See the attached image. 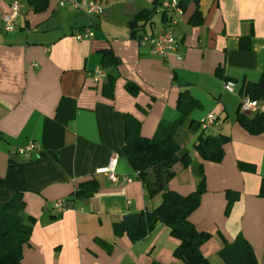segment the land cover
I'll use <instances>...</instances> for the list:
<instances>
[{
	"label": "crops",
	"instance_id": "crops-1",
	"mask_svg": "<svg viewBox=\"0 0 264 264\" xmlns=\"http://www.w3.org/2000/svg\"><path fill=\"white\" fill-rule=\"evenodd\" d=\"M57 1L23 0L19 27L8 34L10 0H0V204L20 199L21 216L33 226L22 264H184L174 256L180 241L165 224L142 239L117 234L115 225L136 224L162 203L161 194L148 197L124 156L127 118L152 139L160 122L179 119L185 91L200 104L177 135L193 164H177L168 187L194 193L202 164L205 192L189 217L198 232L212 235L202 254L210 264H227L224 240L242 236L264 264V133H249L236 114L244 82L257 83L264 72V0H190L175 28L181 60L156 57L140 42L164 33L163 0H101V16ZM149 11L148 20L131 26ZM88 28L94 37L77 40ZM107 51L114 67L103 64ZM97 70L106 77L97 81ZM210 115L218 119L208 135L230 138L220 162L197 155L199 133L189 128L190 120L201 124ZM29 143L36 150L25 157L19 150ZM114 159L118 178L129 182L98 173ZM81 188L92 194L77 198ZM61 200L63 212L55 209ZM131 215L136 220L126 222Z\"/></svg>",
	"mask_w": 264,
	"mask_h": 264
},
{
	"label": "trees",
	"instance_id": "trees-1",
	"mask_svg": "<svg viewBox=\"0 0 264 264\" xmlns=\"http://www.w3.org/2000/svg\"><path fill=\"white\" fill-rule=\"evenodd\" d=\"M189 1L181 0L180 7L186 8ZM161 5L162 2H159L158 6ZM153 13L154 11H149L139 14L131 26L134 28L140 22L148 20ZM162 16L166 23L167 13L164 12ZM195 20L197 22L201 20L199 12L195 14ZM102 61L107 67L117 65V60L111 51L104 52ZM242 95L264 104V72L259 82H244ZM198 107L200 104L188 91L181 92L177 102L179 119L173 123L160 122L152 139L142 136L139 121L132 117L127 118L124 156L137 173V178L144 184L148 197L154 198L161 194L162 203L158 209L143 212L136 224L115 225L117 234L121 235L127 231L133 239H142L155 229L158 222L165 224L170 229L171 236L180 241L179 246L175 248L174 256L184 264H210L200 247L209 241L212 235L198 232L189 222L190 215L200 206L202 194L205 192L203 165L198 164L199 181L194 193L181 196L168 187L176 175L174 167L177 164H182L184 168H189L193 164L190 152L181 146L177 135L191 112ZM236 114L237 121L249 133L253 135L264 133V112H258L252 116L242 113L239 108ZM189 128L199 133L194 143L197 155L205 161L220 162L224 157V145L230 138L223 135H208L205 131H200L201 125L193 120L189 121ZM96 186L97 184H94L93 189ZM91 194V190L81 188L76 193V197ZM260 195L264 196V178ZM23 206V202L16 198L8 203L0 204V264H22L24 248L29 244L33 232V226L27 224L21 216ZM224 241L220 256L227 264H259L253 247L242 236L233 243Z\"/></svg>",
	"mask_w": 264,
	"mask_h": 264
},
{
	"label": "built area",
	"instance_id": "built-area-1",
	"mask_svg": "<svg viewBox=\"0 0 264 264\" xmlns=\"http://www.w3.org/2000/svg\"><path fill=\"white\" fill-rule=\"evenodd\" d=\"M61 7L69 6L77 11H84L89 15L101 16L104 14V8L101 4V0H58ZM24 10L23 0H10V12L4 16V30L6 33L11 34L19 27V16H21ZM161 10L167 13L166 29L164 33L159 35H145L141 38L140 42L145 45H149L152 55L160 58H165L171 54H175L179 60L181 56L178 54L180 42L175 34V28L180 23V20L184 14V10L180 7L179 0H163ZM77 40L91 39L94 37V32L88 28L82 32H79L76 36ZM106 77V73L103 70H97L95 79L99 81ZM228 91L234 92V86L229 83L225 87ZM241 112L244 114H254L264 112V104L257 100H251L244 96L240 104ZM217 116L210 115L204 121L201 122V130L208 131L212 129L217 123ZM36 150L34 143H29L23 148H20V154L25 157H30ZM117 160L114 159L110 164L99 170L98 173L107 174L109 178L117 184V182H129V178H123L120 180L115 173ZM67 202L61 200L56 202L55 209L63 212L67 209Z\"/></svg>",
	"mask_w": 264,
	"mask_h": 264
},
{
	"label": "water",
	"instance_id": "water-1",
	"mask_svg": "<svg viewBox=\"0 0 264 264\" xmlns=\"http://www.w3.org/2000/svg\"><path fill=\"white\" fill-rule=\"evenodd\" d=\"M124 220L126 221V222H134L135 220H136V217L135 216H126V217H124Z\"/></svg>",
	"mask_w": 264,
	"mask_h": 264
},
{
	"label": "rangeland",
	"instance_id": "rangeland-1",
	"mask_svg": "<svg viewBox=\"0 0 264 264\" xmlns=\"http://www.w3.org/2000/svg\"><path fill=\"white\" fill-rule=\"evenodd\" d=\"M185 130V129H184ZM206 134H210V133H212L210 130H208V131H206L205 132ZM187 143V145H188V147L191 149L192 148V146H191V144H189V142H186Z\"/></svg>",
	"mask_w": 264,
	"mask_h": 264
}]
</instances>
